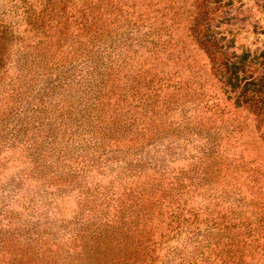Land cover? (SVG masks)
I'll return each instance as SVG.
<instances>
[{
	"label": "rangeland",
	"instance_id": "obj_1",
	"mask_svg": "<svg viewBox=\"0 0 264 264\" xmlns=\"http://www.w3.org/2000/svg\"><path fill=\"white\" fill-rule=\"evenodd\" d=\"M125 1L133 6L134 0ZM158 1L133 10L139 35L163 32L168 45L127 51L121 76H141L139 70L158 76L152 86L168 95V110L145 112L135 97L126 122L168 131L140 137L144 145L125 162H115L125 153L106 151L93 166L102 145H87L77 128L55 133L50 114L36 106L56 77L71 92L64 109L96 77L72 42L83 0H51L45 13L40 0H0V239L13 233L19 242L59 226L80 230L86 222L91 229L100 223L115 228L118 217L136 228L142 264H264L263 126L235 110L212 77L216 66L189 30L192 0H165L168 10ZM125 11L106 17L123 52L133 38L121 33ZM204 20L223 49L250 53V70H261L264 0H221L209 4ZM44 33L53 41L50 51L36 46ZM60 36L68 42L56 47ZM125 108L128 113V103Z\"/></svg>",
	"mask_w": 264,
	"mask_h": 264
},
{
	"label": "trees",
	"instance_id": "obj_2",
	"mask_svg": "<svg viewBox=\"0 0 264 264\" xmlns=\"http://www.w3.org/2000/svg\"><path fill=\"white\" fill-rule=\"evenodd\" d=\"M146 1L134 0L132 6L125 0H83L82 6L85 8L77 9L75 12L76 17L71 32V36L75 38H72V42L81 50L82 58L87 59L88 66L92 70L91 74L96 77H92L85 90H80L71 97L65 109L62 108L64 106L62 101L66 98L64 95L71 92L65 87L67 83L58 77L48 86H44L43 96L38 98L36 103L37 107L50 114V127H53L55 133L59 128L71 131L77 128L84 135V142L87 145L93 143L102 145L103 150L97 153L93 166L106 151L118 152L119 155L125 153L123 160L115 161L125 162L128 160L127 153L131 151L137 154L136 149L144 145L140 137H149L154 134V130L157 133L168 131L164 128H155L151 129L153 130L151 133V130L126 122L127 115L137 107L135 97L142 99L143 102H139V105L144 107L145 112L168 110V95L156 93L152 86L153 80L158 76L155 78L144 76L143 70H139L138 75L141 76H121L124 54L127 51L132 49L135 51L137 47H142L143 43L152 44L154 47L168 45L169 38L163 32L149 34L147 38L139 35V19L135 16L134 10L143 5L146 7ZM220 1L192 0L193 16L189 30L197 45L216 66L212 77L221 85V91L227 101L232 102L235 110L240 109L251 114L255 119L252 121L257 122L260 127L263 126L264 131V65L259 72L250 70L254 57L252 58L250 53L240 57L229 54L228 49L232 47L223 49L216 36L210 31V26L205 23L204 14L209 4H217ZM50 2L51 0H40L44 13ZM157 5L168 10V2L165 0L158 1ZM175 6L172 5L171 8ZM149 7L151 6L148 5ZM124 8L126 17L123 21L126 27L121 33L133 34L130 42L124 43L128 44L125 52L122 51V44H117L118 32L114 33L107 26L106 21V17H109L108 13H118ZM61 11L64 12V8H61ZM174 15L170 21L176 18ZM166 17L167 14L162 15L165 20ZM23 24H26L24 20ZM3 29H6V26ZM1 35L3 34L0 33V38ZM61 40V36L57 37L56 47L66 45L68 42V38L64 43H61ZM52 42L44 33L39 36L36 46L39 50L50 51ZM259 58L264 63V53ZM131 64H134L132 59ZM49 95L47 101H44V97ZM126 103H128V113H126ZM149 144L147 142L145 145ZM141 172L143 170L139 173ZM168 185L173 188L177 182H169ZM136 204L135 201L133 205ZM89 211L87 210L88 216ZM91 214L93 216L92 211ZM86 224V227H81L79 224L80 230L68 232L66 228L62 230V226L55 229L42 228V233L28 234L26 240L19 242L12 241L15 235L10 233L9 239H0V264H142L139 259V249L142 245L141 241L132 235L137 231L132 223L121 225L117 217L114 222L115 228L108 223H100L91 229L88 222ZM109 228L112 230L109 231Z\"/></svg>",
	"mask_w": 264,
	"mask_h": 264
}]
</instances>
